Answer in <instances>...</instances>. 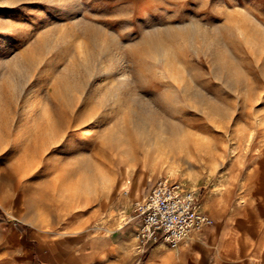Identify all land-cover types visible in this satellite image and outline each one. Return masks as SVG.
<instances>
[{
  "label": "rangeland",
  "instance_id": "374dc122",
  "mask_svg": "<svg viewBox=\"0 0 264 264\" xmlns=\"http://www.w3.org/2000/svg\"><path fill=\"white\" fill-rule=\"evenodd\" d=\"M190 21L219 31L245 74L230 90L228 77L191 62L204 72L208 107L182 94L166 103L150 86L155 59L129 50L143 34ZM251 35L264 36V0H0V264H38L41 237L136 234L134 204L163 179L193 192L212 226L254 227L264 248V41ZM170 48L187 62L197 44ZM160 116L190 133L189 152L140 153L132 162L101 152L117 127L139 118L155 131ZM60 189L75 195L70 205Z\"/></svg>",
  "mask_w": 264,
  "mask_h": 264
},
{
  "label": "bare ground",
  "instance_id": "6f19581e",
  "mask_svg": "<svg viewBox=\"0 0 264 264\" xmlns=\"http://www.w3.org/2000/svg\"><path fill=\"white\" fill-rule=\"evenodd\" d=\"M225 19L236 23L238 20L232 16H227ZM242 35H249L245 29V32L240 31ZM247 39H250L246 36ZM252 38L261 39L264 41V36ZM184 43H196L197 48L192 49L191 53L186 57L187 62L183 61V54L181 52H173L170 46H173L177 42ZM221 38L219 31L209 32L202 29L201 24L198 21H190L187 24L181 26H165L159 31H154L151 33L143 34L141 40L137 45L130 48L138 58H145L146 56L152 57L155 59L156 63L154 64L153 75L157 76V82H150V86L156 92H163V99L166 103H170L180 94L188 98L190 101L199 104V106H207L205 103V97L199 93L204 92L203 88L199 85V77L204 74L200 72L201 70L191 65L195 59L199 61L200 65L203 63L208 66L209 75L214 76L219 79V77H228L229 84L228 87L231 90L237 89L241 86L245 74L240 69V67L235 64V58L233 57L234 52L227 51L221 44ZM202 49V52L199 51ZM231 58L235 63H231ZM214 63L213 68L209 66ZM187 78V80L182 81ZM180 81H182L180 83ZM127 84V83H126ZM122 84V85H126ZM132 102H136L134 98L131 99ZM138 109L146 115L147 118L156 119V112H153L149 108L148 103L138 104ZM214 110V109H212ZM165 116V115H163ZM159 117V116H158ZM157 117V118H158ZM162 121H159L155 125V131H152L148 128V125L142 120L137 118L132 127L120 128L117 127L116 130L110 132L107 135L106 141L101 143V152L109 155H118L126 156L130 161L136 160V156H139L140 153L147 155L149 152H161L162 154H167L168 152L175 153L178 150L179 153H186L190 151V144L192 141V136L190 133H186L182 130V126L178 123L166 121L165 117L160 116ZM186 126L190 128L200 129L201 127L192 122L185 121L183 122ZM1 127V125H0ZM139 143L147 144L150 148L149 151L144 150L142 152L139 150ZM186 144L187 147L183 148L181 145ZM156 146V148H154ZM179 146V147H178ZM167 149V150H165ZM64 182V181H63ZM68 185L69 184H63ZM63 188V186H62ZM68 188L71 189V186ZM54 193L55 189L48 188V191H45L43 194V199L47 202V197L49 192ZM60 198H63V201H66L70 205L72 200H75V195H64V189H60ZM62 203L61 207H70Z\"/></svg>",
  "mask_w": 264,
  "mask_h": 264
},
{
  "label": "crops",
  "instance_id": "0c3cea01",
  "mask_svg": "<svg viewBox=\"0 0 264 264\" xmlns=\"http://www.w3.org/2000/svg\"><path fill=\"white\" fill-rule=\"evenodd\" d=\"M255 230L214 225L177 250L164 244L143 248L131 232L115 239L102 233L77 232L36 239L33 258L38 264H264L260 232ZM247 235L254 237L248 239Z\"/></svg>",
  "mask_w": 264,
  "mask_h": 264
},
{
  "label": "built area",
  "instance_id": "2783aa9c",
  "mask_svg": "<svg viewBox=\"0 0 264 264\" xmlns=\"http://www.w3.org/2000/svg\"><path fill=\"white\" fill-rule=\"evenodd\" d=\"M140 220L135 239L141 247L164 244L177 250L192 236L213 225L203 212L195 194L181 183L163 179L146 196L134 204Z\"/></svg>",
  "mask_w": 264,
  "mask_h": 264
},
{
  "label": "trees",
  "instance_id": "16d2710c",
  "mask_svg": "<svg viewBox=\"0 0 264 264\" xmlns=\"http://www.w3.org/2000/svg\"><path fill=\"white\" fill-rule=\"evenodd\" d=\"M0 217H2L1 214H0Z\"/></svg>",
  "mask_w": 264,
  "mask_h": 264
}]
</instances>
